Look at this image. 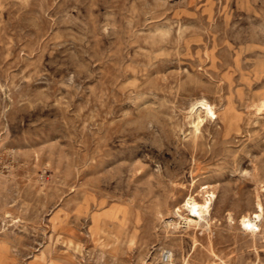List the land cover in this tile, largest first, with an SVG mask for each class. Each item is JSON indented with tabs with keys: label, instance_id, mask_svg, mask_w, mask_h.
Segmentation results:
<instances>
[{
	"label": "rangeland",
	"instance_id": "374dc122",
	"mask_svg": "<svg viewBox=\"0 0 264 264\" xmlns=\"http://www.w3.org/2000/svg\"><path fill=\"white\" fill-rule=\"evenodd\" d=\"M0 264H264V0H0Z\"/></svg>",
	"mask_w": 264,
	"mask_h": 264
},
{
	"label": "bare ground",
	"instance_id": "6f19581e",
	"mask_svg": "<svg viewBox=\"0 0 264 264\" xmlns=\"http://www.w3.org/2000/svg\"><path fill=\"white\" fill-rule=\"evenodd\" d=\"M199 105V109L198 111L201 112L202 111V107L204 106L203 102H196ZM196 105V104H195ZM195 111L194 107L191 109L190 114H192ZM199 116V114L197 115V117ZM184 204L188 207V210L191 213H196L198 211L197 209V201L195 200L194 196L192 195H188L185 199H184ZM227 219H230L229 216H227ZM256 228V223L252 222L251 223V229L254 230Z\"/></svg>",
	"mask_w": 264,
	"mask_h": 264
}]
</instances>
